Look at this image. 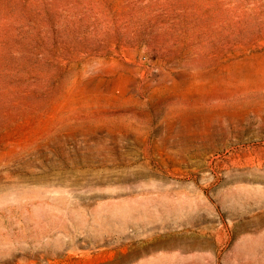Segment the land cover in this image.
Returning <instances> with one entry per match:
<instances>
[{
  "label": "rangeland",
  "instance_id": "1",
  "mask_svg": "<svg viewBox=\"0 0 264 264\" xmlns=\"http://www.w3.org/2000/svg\"><path fill=\"white\" fill-rule=\"evenodd\" d=\"M0 264H264V0H0Z\"/></svg>",
  "mask_w": 264,
  "mask_h": 264
},
{
  "label": "bare ground",
  "instance_id": "2",
  "mask_svg": "<svg viewBox=\"0 0 264 264\" xmlns=\"http://www.w3.org/2000/svg\"><path fill=\"white\" fill-rule=\"evenodd\" d=\"M219 132V131H218ZM159 241V240H158ZM152 242H153V239H152ZM158 243H160V242H158ZM155 244H157V243H155ZM161 244V243H160ZM169 244L171 245V243L169 242ZM146 245H147V243H146ZM153 245V243L150 245V246H152ZM158 245V244H157ZM168 245V244H167ZM169 245V246H170Z\"/></svg>",
  "mask_w": 264,
  "mask_h": 264
}]
</instances>
